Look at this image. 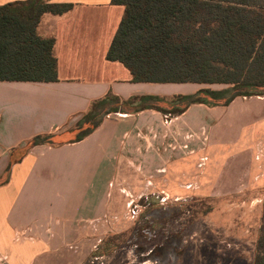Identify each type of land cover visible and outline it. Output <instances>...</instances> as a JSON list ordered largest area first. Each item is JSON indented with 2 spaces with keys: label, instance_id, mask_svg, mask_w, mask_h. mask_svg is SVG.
<instances>
[{
  "label": "crops",
  "instance_id": "crops-1",
  "mask_svg": "<svg viewBox=\"0 0 264 264\" xmlns=\"http://www.w3.org/2000/svg\"><path fill=\"white\" fill-rule=\"evenodd\" d=\"M12 1L16 0H0V5ZM48 3L72 4L63 13L44 12L36 28L39 36L55 38L58 80H0V175L12 153L19 157L14 151L34 136L62 134L69 140L72 125L109 92L126 99L198 90L191 82L133 81L122 62L107 58L124 5L112 0ZM240 101L247 111L229 114ZM167 116L152 108L114 113L80 141L33 146L12 165L9 182L0 186V252L16 250L33 264L37 247L97 229L96 221L114 203V191L150 189L162 178L163 160L155 147L163 148L173 135L193 140L209 129L204 156L212 160L210 169L198 171L196 155L173 159L167 165L178 175L173 185L194 189L193 182L184 187L180 181L194 174L196 183L200 178L199 183L209 188L253 189L264 183V95L238 96L225 106L195 103L181 114ZM229 122L232 126L225 125ZM228 150L236 152L226 154L223 162ZM232 173L238 178L229 183L225 176ZM11 257L16 260L15 254Z\"/></svg>",
  "mask_w": 264,
  "mask_h": 264
},
{
  "label": "trees",
  "instance_id": "trees-1",
  "mask_svg": "<svg viewBox=\"0 0 264 264\" xmlns=\"http://www.w3.org/2000/svg\"><path fill=\"white\" fill-rule=\"evenodd\" d=\"M16 0L0 5V80H58L55 38L36 28L44 12L63 13L72 4ZM124 15L107 58L122 62L136 82L222 83L173 96L112 92L94 100L77 120L69 140L62 134H39L17 148L0 186L9 182L12 165L38 144L57 146L80 141L113 113L156 109L181 114L191 104L228 105L238 96L264 95V0H112ZM162 103L166 104L163 105ZM55 135L61 137L55 141ZM253 264H264V212Z\"/></svg>",
  "mask_w": 264,
  "mask_h": 264
},
{
  "label": "rangeland",
  "instance_id": "rangeland-1",
  "mask_svg": "<svg viewBox=\"0 0 264 264\" xmlns=\"http://www.w3.org/2000/svg\"><path fill=\"white\" fill-rule=\"evenodd\" d=\"M195 87L223 89L227 85L196 83ZM242 103L232 106L229 114L247 111ZM228 124L232 126L225 123ZM76 133L77 130L72 136ZM53 139L60 141L61 137L55 135ZM209 141V129L195 134L193 140H182L176 135L165 139L163 148L155 147L163 160V179L156 175L157 182L152 180L153 186L146 190L114 191V203L96 221L97 229L91 228L81 236L69 234L65 239H54L51 245L37 247L33 264H253L263 224L262 181L253 189L209 188L206 183H199L200 178L196 183L194 174L188 179L180 178L184 187L193 182L194 189H181L178 182L172 184L178 175L167 165L173 159L196 155L198 171L210 169L212 160L204 156ZM235 152L225 151L223 162L226 154ZM261 161L264 170V158ZM225 178L233 183L238 177L232 173ZM27 258L12 249L0 252V264H32Z\"/></svg>",
  "mask_w": 264,
  "mask_h": 264
},
{
  "label": "built area",
  "instance_id": "built-area-1",
  "mask_svg": "<svg viewBox=\"0 0 264 264\" xmlns=\"http://www.w3.org/2000/svg\"><path fill=\"white\" fill-rule=\"evenodd\" d=\"M170 145H172V144H170ZM174 147H175V146H174ZM183 147L187 148V147H188L187 143H184ZM183 147H182V148H183Z\"/></svg>",
  "mask_w": 264,
  "mask_h": 264
}]
</instances>
